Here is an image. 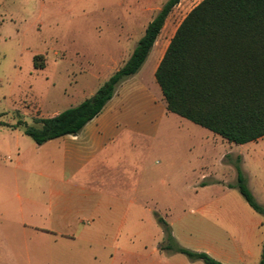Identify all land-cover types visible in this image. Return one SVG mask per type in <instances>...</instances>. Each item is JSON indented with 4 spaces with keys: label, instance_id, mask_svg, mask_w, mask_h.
<instances>
[{
    "label": "rangeland",
    "instance_id": "374dc122",
    "mask_svg": "<svg viewBox=\"0 0 264 264\" xmlns=\"http://www.w3.org/2000/svg\"><path fill=\"white\" fill-rule=\"evenodd\" d=\"M166 1L0 0V122L34 125L91 97L129 59ZM202 1H180L146 63L125 85L129 92L115 98L133 99L144 85L163 115L142 98L131 105L116 128L124 133L110 139L102 161L87 172L112 180L91 184L93 195L116 193L122 210L132 205L137 211L129 218L131 230H36L72 219L50 214L49 190L63 181L73 186L65 193L80 194L77 181L86 178V167H65L58 140L39 146L21 129L0 126V264H204L161 250L167 243L158 218L184 248L225 264L260 263L264 216L236 187V165L264 206V137L237 145L169 113L155 79L178 27ZM39 55L44 68L35 67Z\"/></svg>",
    "mask_w": 264,
    "mask_h": 264
},
{
    "label": "trees",
    "instance_id": "16d2710c",
    "mask_svg": "<svg viewBox=\"0 0 264 264\" xmlns=\"http://www.w3.org/2000/svg\"><path fill=\"white\" fill-rule=\"evenodd\" d=\"M181 0H167L147 25L129 59L90 98L34 125L19 120L21 129L39 146L78 135L115 96L118 87L136 76L149 58L165 24ZM36 56V68H44ZM155 79L169 113L199 125L228 142L245 145L264 137V0H203L183 20L157 67ZM239 192L258 214L264 206L250 191L240 164ZM166 246L191 261L225 264L206 252L180 246L171 227L158 218ZM259 264H264V243Z\"/></svg>",
    "mask_w": 264,
    "mask_h": 264
},
{
    "label": "crops",
    "instance_id": "0c3cea01",
    "mask_svg": "<svg viewBox=\"0 0 264 264\" xmlns=\"http://www.w3.org/2000/svg\"><path fill=\"white\" fill-rule=\"evenodd\" d=\"M134 78L135 76L120 84L113 99L78 135H68L56 139L58 142H62L65 167H86V178L77 181L78 185L83 187V189H81L82 192L78 195L65 193L67 188L71 190L73 187L72 184H65L63 181H58L51 186L49 190L51 205L48 206L50 214L55 210L57 213L66 214L69 217L71 216L72 219L57 221L54 225L50 220L46 227L42 226L43 228H36L39 232L50 233L47 229L54 228L57 229L56 231H58L59 234L66 235L76 233L77 231L81 234H88L91 232L105 233L108 229L112 228L132 229L134 222L133 220H129V218H137V211H133L131 208L132 205L122 210L120 207L122 201L121 196L116 193L101 196L93 195L88 189L91 184L100 183L101 185H107V183L112 182V180L92 178L88 176L87 172L95 169L96 162L102 161L100 154L106 150L110 139L116 134L124 133L123 131L116 130V128L120 121H126L125 116L128 115L131 105L138 103L142 98V100L147 102L146 104L151 106L152 113L163 115V108H161V106L156 107L154 98L149 96L144 85L133 91V99H124L119 102L115 101L119 92L122 95L129 92L125 85ZM117 180L118 179L113 180V182L116 184ZM65 182L71 181L67 180ZM118 182L120 183V180H118ZM121 218L123 220H121ZM134 221L136 222L137 220ZM30 224L34 225L32 222H30Z\"/></svg>",
    "mask_w": 264,
    "mask_h": 264
}]
</instances>
